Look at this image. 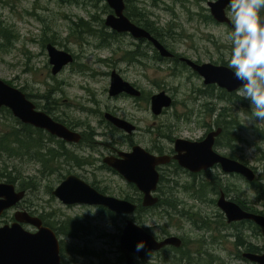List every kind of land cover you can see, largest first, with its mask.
Instances as JSON below:
<instances>
[{
  "label": "rangeland",
  "instance_id": "obj_1",
  "mask_svg": "<svg viewBox=\"0 0 264 264\" xmlns=\"http://www.w3.org/2000/svg\"><path fill=\"white\" fill-rule=\"evenodd\" d=\"M130 1L128 4L148 14L149 21L154 22L156 27L169 28L168 33L173 31L176 34V39L170 37L166 40L165 44L170 49L195 62L228 65L231 42L227 39V35L232 28L227 24L207 22L204 18V15L211 13L208 1L215 0ZM105 4V0H79V3L60 0H0V33L3 30L1 27H6L15 35L12 43L7 46L2 44L5 41L0 37V78L20 88L26 97L27 92L32 94L31 98L36 101L40 100V95L44 93H49L50 99H56L59 102L57 115L66 121L71 118L73 128L80 132L85 131L86 139L88 138L83 147H77L75 144V146L71 145V148L90 161L101 160L103 153L106 154L112 146L119 151L128 152L130 146L135 143L156 153L160 149L174 146L176 138H200L203 129L199 128V125L202 127L201 124L204 121L200 111L203 112V108L200 107V103L197 106L190 100L183 102L187 97L193 96L195 89L203 86L204 78L201 75L188 68L174 72L173 69H169L172 64L168 60L149 59L148 67L133 61H122L124 45L131 46L137 41L129 34L116 37L115 40L110 41V46H99L100 39L93 37H87V40L81 43L73 40L71 33L75 22L79 24L90 22V25L98 31L103 28L98 26V21L91 15H98L105 19L108 14L105 13ZM226 14L229 15V8ZM49 43L75 55V61L66 65L57 74L52 73V65L49 63L47 50ZM143 46L149 56H152V46L148 47L146 43ZM80 64L86 65L87 68H82ZM114 69L126 81L136 84L146 94L157 93L160 90L167 91V94L172 95L174 104L161 115H155L151 111L150 102L143 98L135 99L131 95L130 97L110 96L108 92L110 75ZM218 93L215 91L213 97L219 99ZM41 103L43 101L39 104ZM217 103L218 107L226 105L223 100H218ZM227 105L231 108L236 107L234 116L236 120L244 123L243 128L233 130L235 136L244 138V141L237 142V145L239 143L238 146L244 149L247 161L257 164L256 158L259 157L260 151H264V141L260 138L257 129L264 132V124L256 125L251 122V110H244L246 108L241 103ZM187 109H195L196 112L186 115ZM112 110L119 118L135 126L136 129L131 132L133 134L129 138H123V132L109 134L107 131L106 136L91 134L94 131L109 128L101 119L104 111ZM3 113H0V122L2 119H7L4 118ZM125 133L129 134L127 131ZM223 148L226 152L231 150V148ZM43 150L45 152L46 148ZM72 155L74 154L71 152ZM55 156L59 157L58 153H55ZM3 160L4 158L0 157V172L4 165ZM5 160L9 165L17 167L16 174H19V178L16 183H13L17 189L27 185L31 179L39 185V188L28 192L25 201L20 203L21 206L31 202L32 209L40 206L45 213H53L51 223L55 227H59L61 221L67 218L80 219L85 225L75 237L60 236L64 241L65 255L70 254V249L80 250L81 253L83 250L87 252L75 255L71 251V264H127L125 259L120 260L122 253L119 239L126 224L125 216L119 213V215L107 217L100 207L95 205L79 203L66 205L49 191L50 187L56 188L70 172L81 174L86 171L75 166L73 161H71L73 166L68 167L63 158L52 162L51 165L55 168L58 161L64 164L61 170L58 169L52 174H43L42 164L38 165L32 160L19 158H5ZM97 180L101 181L99 186L105 191V193L102 192L103 194L118 198H124L127 195L133 197L134 194H138L119 174L109 170L99 169ZM3 181H5L4 178H0V182ZM229 182L235 183L246 192V198L250 204H256L253 200L255 197L253 190L249 189L244 181L238 177H230ZM257 207L260 208L258 205ZM13 212L11 210L8 213L9 216ZM0 219V225L4 224V217ZM154 219L155 216L146 213L137 221L150 231L154 222L161 225L166 223L164 217L157 216L155 221ZM169 221L171 230L179 232L180 216L173 213L171 217H168L167 224ZM62 263L65 264L63 261ZM139 264L148 263L140 262ZM162 264L178 263L173 260L163 261Z\"/></svg>",
  "mask_w": 264,
  "mask_h": 264
},
{
  "label": "flooded vegetation",
  "instance_id": "obj_2",
  "mask_svg": "<svg viewBox=\"0 0 264 264\" xmlns=\"http://www.w3.org/2000/svg\"><path fill=\"white\" fill-rule=\"evenodd\" d=\"M133 11H136V9L130 4H126L124 13L130 19V21L149 32L153 37L158 39L165 47H167L173 53L171 57H162L159 54L158 60L170 61L172 65L169 67V69H173L174 72H180L183 68L190 69L186 62L181 60L182 56L185 55L170 49L168 45L165 44L166 40L170 37L176 39V34L173 31L171 33H168V31H170L169 28L160 29L156 27L154 22L149 21V18L142 20L138 17V14ZM106 29L111 34H116L117 38L122 34H129L137 40L136 42H134V45H124L125 48L122 49L121 55L122 61H125L126 59L130 60V57L132 56L133 63L141 64L144 67H148L149 65L147 62L149 59H153L154 61L156 60L155 53L158 50L156 49L153 42L150 41L148 38H135L130 32H117L112 28H109L108 26H106ZM144 43H146L148 47L152 46V56H149L148 52L145 50V47L143 46ZM132 47H134V49H132ZM113 71H116V69H114ZM133 85L137 87L136 84ZM137 88L140 90L141 94L139 96L131 95V97L135 99L143 98L150 102V104L152 103V96L154 94L160 93L162 91L165 92V90H160L157 93L151 94L150 92H148L146 94L139 86ZM215 91L219 92V99L213 97ZM45 95H47V98ZM167 95L172 98V102L170 104L171 106L174 104V99L171 94ZM31 96L33 95L27 92V98L30 99L36 105L37 110L45 112L54 121L64 124L69 130H75L73 128V125L71 124V118L69 119V121H66L64 118L59 117L57 115V105L59 104V102L56 99H50L51 97L49 96V93H44L40 95L41 99L37 101L31 98ZM110 96L130 97V94L122 92L118 95ZM189 100L192 104L197 106L200 103V107L203 108V112L200 111V114L203 115L204 121L201 124L202 127H200L199 125V128L203 129V134L200 138L197 139H182L201 142L210 133L220 130L218 134H213L212 159H215V154H217L218 156H223L230 160H235L240 164L246 166L249 169L248 172L226 171L223 168L222 162L219 160H214L211 165L198 170L181 166L178 163V160L175 159V155L177 154L175 150V142L177 138L174 139V146L166 149H160L156 153L153 152L154 150L151 151L149 149L143 148L139 144L133 143L130 146V151H132L135 146H140L154 155H166L167 157H169L168 160L159 163L156 166V169L159 172V181L156 190L153 192V196L157 197V201L153 205L148 206L144 203V194L138 189V187L133 182L127 181L117 171H115L113 168H111L104 162V158L106 156H118L120 152L119 149L110 146V150H108L106 154L103 153L104 156L101 160H99L98 162L90 161L87 160L85 157H81L73 148H71V145L75 146V144H77V147H83V144L88 139H86L87 135L85 131L80 132L75 130L81 135V139L79 142H73L65 141L64 139L59 138L58 136L48 132L45 129L38 128L41 129V131L46 136V140L44 141V143L42 142L41 145L46 148L45 152H48L50 149L67 152V164L70 168L72 165V152L82 162L81 164H76L75 166L80 167L81 169L86 171V173L75 175L88 182L91 186H93L101 193H105V191L99 186V184H101V181L97 180V171L99 169H106L116 174H119L123 179H125L129 187H132L138 192V194H134L133 197L127 195L126 197L121 198L133 205L132 211L130 213L121 214L122 216L126 217L125 223H127L128 220H132L135 223L141 225L137 221V219L146 213H148V215L155 216V219L157 216L164 217L166 221L165 224L161 225L160 223L156 224L154 222V226L151 228V231L149 229L148 231L152 233V235L155 236L158 241H163L167 237L172 235L180 238V246L166 244L157 250H150L142 258H139L132 253L131 256L133 257V264H139L140 262H147L148 264H162L163 261L171 262L173 260L176 261V263L178 264H259L251 260L248 255L264 254V226L251 218H245L236 221H228L225 211L219 207V201L222 198L223 200L235 203L247 213L264 217V151H260L259 157L256 158L257 164L250 163L246 160L244 156V149L238 146L240 145L239 143L237 145V142H243L244 138L235 136L236 134L233 132V130L235 129L243 128L244 123L243 121H240L238 119L236 120L234 116V109L236 107L231 108L227 105L231 104L233 106L234 104L241 103L246 108L244 110L250 111L251 103L249 100L243 99L242 97L238 96L236 94V91L229 92L225 89L220 88L215 83L205 84L204 81L203 86L195 89L193 92V96L187 97L186 101H184L183 103ZM218 100L225 101L226 105L218 107ZM42 101L43 103L39 104ZM168 107L164 108L161 114L166 111ZM194 112H196L195 109H187L186 115L193 114ZM106 113H110L113 116L119 117L113 110L104 111L103 118L101 119V121H104L106 125L109 126V128H105L101 131H94L91 134L106 136L108 135V132L109 134H115V132H123V138H129L130 135L133 134L131 132L127 134L125 133V131H127L126 129L119 128L116 125H113L112 122L107 118ZM24 124H27L32 128H37L28 123ZM257 132L260 138L264 141V132L260 131L259 129H257ZM48 138H51L52 142H50ZM60 140H62L63 143L62 147L60 146V142H58ZM223 147L231 148V150H228V152H226ZM183 153L185 152L183 151ZM97 163L99 164L96 165ZM39 164L40 163H38V165ZM63 165V163H60L59 167ZM260 169L262 171H260ZM70 171L71 170H69V172ZM69 175H71V172L67 176ZM230 177H238L246 183L249 189L253 190L255 194L253 200L256 204H250V201L246 198V192L237 187L235 183H230ZM88 178H91L92 180L87 181L86 179ZM225 181L227 182L225 183ZM28 186L30 185L27 183V185H22V187H19V189H17L16 187L17 191L24 190L25 196L17 204L3 211V213L0 215V218L4 217V224L13 223L15 221L16 212H27L29 215L37 217L41 221V226H35L31 223L24 221L21 223L22 228L33 234L37 233L41 229H50L55 232L59 240L61 260L65 264H71V251L75 255L87 253L85 250H83V253H81L80 250L70 249V254L65 255L66 250L64 247V241L61 239L60 236L66 235L60 233L59 229L61 228V225L59 227H55L51 223L53 213H45L43 207L40 206H37L35 209H32L33 203L31 202L25 203V206L20 205V203L22 201H25V199L27 198L28 192L30 190H35L36 188H39V185H36V187L34 188ZM54 189L50 187L49 191H51V193L53 194ZM172 200H175L178 203L176 208L174 207V209L172 208ZM60 201L63 202L62 200ZM66 205H71V203ZM257 205L260 208H258ZM95 206H97L98 208L100 207V209L106 214L107 217L114 216L115 214L119 215V213L113 212L103 205ZM11 210H13L14 212L12 215L9 216L8 213ZM173 213L180 216L181 226H179V232H173L171 230L170 221L169 224H167L168 217H171ZM64 221L71 223V218H67L61 221V224L65 223ZM120 259L126 260L125 255L123 253Z\"/></svg>",
  "mask_w": 264,
  "mask_h": 264
},
{
  "label": "water",
  "instance_id": "obj_3",
  "mask_svg": "<svg viewBox=\"0 0 264 264\" xmlns=\"http://www.w3.org/2000/svg\"><path fill=\"white\" fill-rule=\"evenodd\" d=\"M112 12L105 18V24L118 32H130L135 38L146 37L153 42L160 55L171 57L173 53L165 47L158 39L153 37L143 28L132 23L124 14L125 0H105ZM229 0L209 1L212 17L219 23H227L232 26L226 14ZM264 17V14L262 15ZM49 63L52 65V73L57 74L62 68L74 61L72 53L58 49L52 44L47 45ZM182 61L204 78L205 84L215 83L227 91H235L241 86V81L234 77L232 70L227 65L212 62L198 63L182 56ZM122 92L132 96H139L140 90L130 82L124 80L116 71L111 73L109 94L118 95ZM172 98L164 91L152 96L151 109L155 115L161 114L164 108L170 106ZM10 109L13 116L23 123L31 124L66 141L79 142L81 135L69 130L64 124L54 121L43 111L36 109V105L26 97V94L18 87L10 85L0 78V108ZM107 118L119 128L132 132L135 126L106 113ZM210 133L201 142H195L178 138L175 142L177 154L175 159L181 166L198 170L211 165L214 160H219L226 171H249V169L235 160H230L215 154L212 159L213 134ZM183 151L185 153H183ZM169 157L166 155H154L140 146H135L130 152L120 151L118 156H106L104 162L120 173L127 181L133 182L144 194V203L153 205L157 197L153 196L159 181V172L156 166L165 162ZM60 200L66 204H91L103 205L109 210L117 213H130L132 206L128 201L99 192L88 182L75 174L67 176L53 191ZM25 196L24 190H16L13 183L0 182V215ZM219 207L226 213L228 221H236L251 218L264 226V217L250 214L242 210L233 202L219 201ZM28 222L35 226H41V221L27 212H16L15 221L11 224L0 226V264H63L60 255L59 240L55 232L50 229L30 233L22 228V222ZM128 220L125 224L120 239V249L125 255L126 263L133 264V257H144L150 250H157L166 244L180 246L181 241L177 236H169L163 241H158L145 227ZM143 241L144 247L137 250V245ZM248 257L264 264V254H250Z\"/></svg>",
  "mask_w": 264,
  "mask_h": 264
},
{
  "label": "trees",
  "instance_id": "obj_4",
  "mask_svg": "<svg viewBox=\"0 0 264 264\" xmlns=\"http://www.w3.org/2000/svg\"><path fill=\"white\" fill-rule=\"evenodd\" d=\"M61 2H70V3H79V0H60ZM130 0H126V3H130ZM105 13H108L110 10L109 6L105 4ZM137 8V9H136ZM136 11H133L138 14V17L142 20L149 17L148 14H145L141 9L136 7ZM131 10V7H130ZM264 13V11L261 12V15ZM95 16V17H94ZM91 17L94 20H97V24L100 27H103L101 30H95L92 25H90V22H84L83 24H79L75 22V27L73 28V32L71 33L73 40L75 42H84V40H87V37H93L99 40V46H110L112 40L116 39V34H111L106 30V26L104 25V19L101 16L98 15H91ZM99 18V19H98ZM204 18L207 22L214 21L216 22L210 14L204 15ZM1 21V20H0ZM217 23V22H216ZM3 30L0 33V37L4 39V43H2L4 46H7L8 44H11L14 38L13 31H10V29L6 27H1ZM169 30V29H168ZM16 38V37H15ZM17 39V38H16ZM1 44V45H2ZM156 59H159V53L156 51L155 53ZM132 56L130 57V60L126 59L127 61L131 62ZM225 64V63H223ZM83 68H87L86 65L81 64ZM47 98V95H45ZM3 113L4 118L0 122V157L4 158V165H2L1 172H0V178H4L6 182L16 183V180L19 178V174H16L17 167L15 165H9L5 158H19L21 160H32L36 163H41L43 166L42 173H53L54 171H57L58 169H61L59 167V161L63 158L66 163L68 162V153L62 152L60 150H54L50 149L48 152H44L43 149H45L41 143L46 140L45 134L41 131V129L38 128H32L31 126L22 123L19 119L15 118L11 111L6 108L2 107L0 108V113ZM50 142H52L51 138H48ZM60 142V146L62 147V140L58 141ZM55 153H58L59 157L55 156ZM55 159H59L57 168L52 166V162ZM71 161H73L75 164H81V160L75 156H71ZM9 167H11V170H9ZM16 174V175H15ZM36 181L31 179L29 181L28 187H36ZM22 187V186H20ZM177 202L175 200H172V208H176ZM65 222V221H64ZM85 227V225L78 220L71 219V223L65 222L61 224V228L59 229L60 233L63 235H66L68 237H75L78 235L80 231ZM123 260V259H120Z\"/></svg>",
  "mask_w": 264,
  "mask_h": 264
},
{
  "label": "clouds",
  "instance_id": "obj_5",
  "mask_svg": "<svg viewBox=\"0 0 264 264\" xmlns=\"http://www.w3.org/2000/svg\"><path fill=\"white\" fill-rule=\"evenodd\" d=\"M228 8L232 24L227 35L231 42L228 68L241 81L236 94L250 101V121L264 124V0H229ZM143 247L141 241L137 250Z\"/></svg>",
  "mask_w": 264,
  "mask_h": 264
}]
</instances>
